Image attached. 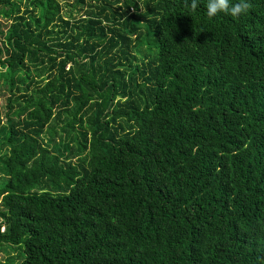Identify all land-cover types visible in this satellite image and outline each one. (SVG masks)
<instances>
[{"label":"trees","instance_id":"16d2710c","mask_svg":"<svg viewBox=\"0 0 264 264\" xmlns=\"http://www.w3.org/2000/svg\"><path fill=\"white\" fill-rule=\"evenodd\" d=\"M192 2L0 0L5 264H264V0Z\"/></svg>","mask_w":264,"mask_h":264},{"label":"clouds","instance_id":"9594fccd","mask_svg":"<svg viewBox=\"0 0 264 264\" xmlns=\"http://www.w3.org/2000/svg\"><path fill=\"white\" fill-rule=\"evenodd\" d=\"M250 4L248 0H207L206 14L209 18L216 17L218 14L230 15L232 17H240L249 10ZM197 8L196 0L191 4V10Z\"/></svg>","mask_w":264,"mask_h":264},{"label":"rangeland","instance_id":"374dc122","mask_svg":"<svg viewBox=\"0 0 264 264\" xmlns=\"http://www.w3.org/2000/svg\"><path fill=\"white\" fill-rule=\"evenodd\" d=\"M63 4H66V3H69V2H72V0H60ZM64 8H66V6H64ZM4 21V20H3ZM3 24H4V22H2ZM6 96H7V94H5L4 96H1L0 98V104H2V105H6ZM63 124H61V122L59 123V125L57 126V129H58V132H61V126H62ZM48 136V138L50 137L49 135H47ZM59 140H61V137L59 136H57L56 137V141L58 142ZM2 173H0V175H1ZM1 177V176H0ZM1 230H4V226H2V228H1ZM5 247H10L11 245H8V244H6L5 243ZM1 247H2V245H1V243H0V249H1ZM10 254L12 253V255L15 257V259L16 260H20V258L18 257V254H16V252L15 251H13V250H11L10 249ZM7 252H8V250L7 251H5L4 249H2V250H0V264H5L3 261H5L6 259V257H8V254H7ZM15 260V261H16ZM17 262V261H16ZM18 263V262H17Z\"/></svg>","mask_w":264,"mask_h":264}]
</instances>
